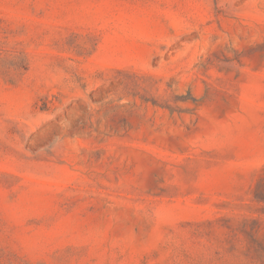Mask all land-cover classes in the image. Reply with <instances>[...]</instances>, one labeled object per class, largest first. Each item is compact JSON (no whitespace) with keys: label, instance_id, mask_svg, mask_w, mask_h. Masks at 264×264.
Masks as SVG:
<instances>
[{"label":"rangeland","instance_id":"1","mask_svg":"<svg viewBox=\"0 0 264 264\" xmlns=\"http://www.w3.org/2000/svg\"><path fill=\"white\" fill-rule=\"evenodd\" d=\"M0 264H264V0H0Z\"/></svg>","mask_w":264,"mask_h":264}]
</instances>
